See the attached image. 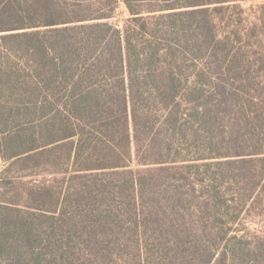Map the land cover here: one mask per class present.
<instances>
[{"label": "trees", "instance_id": "obj_1", "mask_svg": "<svg viewBox=\"0 0 264 264\" xmlns=\"http://www.w3.org/2000/svg\"><path fill=\"white\" fill-rule=\"evenodd\" d=\"M244 1L0 0V264H264Z\"/></svg>", "mask_w": 264, "mask_h": 264}, {"label": "rangeland", "instance_id": "obj_2", "mask_svg": "<svg viewBox=\"0 0 264 264\" xmlns=\"http://www.w3.org/2000/svg\"><path fill=\"white\" fill-rule=\"evenodd\" d=\"M242 4L246 9H249V12H251L250 14H252L251 9L264 4V0H248L242 2ZM126 17V7L124 4H121L114 21L118 24H121L126 19ZM51 176L52 175L49 174L44 176H36L34 179L51 178ZM257 193L258 191L254 194V197L249 201L247 207L243 210L241 219L236 224L237 230L239 229L241 233L245 234V236L249 238H252L254 235L264 236V204H261V202L255 199Z\"/></svg>", "mask_w": 264, "mask_h": 264}]
</instances>
